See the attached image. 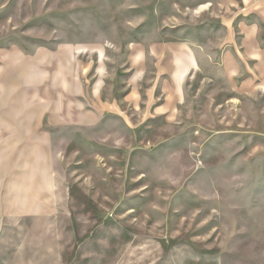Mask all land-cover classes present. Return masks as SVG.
Wrapping results in <instances>:
<instances>
[{
  "label": "rangeland",
  "instance_id": "obj_1",
  "mask_svg": "<svg viewBox=\"0 0 264 264\" xmlns=\"http://www.w3.org/2000/svg\"><path fill=\"white\" fill-rule=\"evenodd\" d=\"M0 264H264V0H0Z\"/></svg>",
  "mask_w": 264,
  "mask_h": 264
}]
</instances>
